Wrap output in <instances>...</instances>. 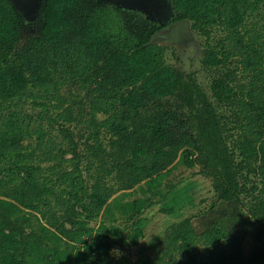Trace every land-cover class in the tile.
Segmentation results:
<instances>
[{"label": "trees", "instance_id": "16d2710c", "mask_svg": "<svg viewBox=\"0 0 264 264\" xmlns=\"http://www.w3.org/2000/svg\"><path fill=\"white\" fill-rule=\"evenodd\" d=\"M164 1L165 21L105 0H42L29 21L0 0V264H110V249L138 247L151 207L114 196L165 202L179 162L208 181L211 210H246L254 246L243 257L242 238L235 260L264 264V35L246 24L264 23V0ZM188 23L208 42L226 34L202 52L206 88L154 42ZM102 216L128 226L94 230ZM191 222L144 264H232L225 232Z\"/></svg>", "mask_w": 264, "mask_h": 264}, {"label": "rangeland", "instance_id": "374dc122", "mask_svg": "<svg viewBox=\"0 0 264 264\" xmlns=\"http://www.w3.org/2000/svg\"><path fill=\"white\" fill-rule=\"evenodd\" d=\"M255 23H258V25H255ZM246 24L264 35V23L260 20L256 21L255 18H250ZM168 30L170 29H167L164 34L154 40L155 43L168 48L166 62L186 74H194L201 86L208 87L209 74L204 73L201 68V55L206 46H214L217 40L226 37L223 29L216 27L215 32L217 31V33L209 42L191 32L189 23L182 28L171 30L170 34ZM207 91L209 90L207 89ZM62 93H65V91ZM28 111L33 120L37 121L40 110L38 108H29ZM99 118L102 119V117ZM110 182L113 184L112 181ZM169 185H174L176 188L165 202L160 199V196L150 197V194L141 191L139 188L130 193L123 194L120 192L114 196V198H119L121 202L150 198L151 207L142 215L144 222L140 227L144 236L140 240L138 247L120 248L117 245L115 248H119L123 255L118 261L112 258L110 264H144L146 260L151 261V258L155 255L153 251L162 240L164 231L170 225L180 223L187 218H192L191 224H193L192 226L197 235L203 234L210 228H221L225 232L226 240L222 245L226 247L228 254L232 258V264H237L240 261L235 260V258L237 247L242 238V256L246 257L249 255L251 248L254 246V234L252 231H248L245 234L244 217L247 214L246 210L239 209L234 203L223 202L218 203L216 208L211 210L210 208L215 198L212 193H208V181L198 176L196 171L185 169L180 162L170 168L163 176L161 191L165 193ZM167 208H174L173 213L170 215L166 213L165 210ZM101 222H104L107 226L112 223L109 218L106 219L102 216L96 222L91 223V227L93 226L94 230H97ZM112 224L120 229L128 226L121 219L115 220ZM204 254L205 252L202 253V255Z\"/></svg>", "mask_w": 264, "mask_h": 264}, {"label": "water", "instance_id": "95a60500", "mask_svg": "<svg viewBox=\"0 0 264 264\" xmlns=\"http://www.w3.org/2000/svg\"><path fill=\"white\" fill-rule=\"evenodd\" d=\"M27 20L35 21L42 0H9ZM129 10H137L143 14L150 15L160 21L167 20L168 9L164 8V0H105ZM167 14V15H166ZM69 227V226H68Z\"/></svg>", "mask_w": 264, "mask_h": 264}, {"label": "clouds", "instance_id": "9594fccd", "mask_svg": "<svg viewBox=\"0 0 264 264\" xmlns=\"http://www.w3.org/2000/svg\"><path fill=\"white\" fill-rule=\"evenodd\" d=\"M120 232H122V231H120ZM122 233H125V232H122ZM127 234V233H126ZM112 240H116V239H118V237L117 236H111L110 237ZM127 241V242H126ZM125 241V244H128V243H130L131 242V240H126ZM109 255L114 259V260H119L121 257H122V255H123V253H122V251L119 249V248H112V249H110L109 250Z\"/></svg>", "mask_w": 264, "mask_h": 264}, {"label": "flooded vegetation", "instance_id": "af4514ba", "mask_svg": "<svg viewBox=\"0 0 264 264\" xmlns=\"http://www.w3.org/2000/svg\"><path fill=\"white\" fill-rule=\"evenodd\" d=\"M157 20H158V19H157ZM168 31H169L168 33L170 34V33H171V30H168ZM165 32H166V31H165Z\"/></svg>", "mask_w": 264, "mask_h": 264}]
</instances>
